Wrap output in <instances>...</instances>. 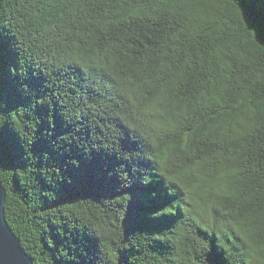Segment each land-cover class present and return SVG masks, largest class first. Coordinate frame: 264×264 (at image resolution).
Here are the masks:
<instances>
[{"label":"trees","instance_id":"1","mask_svg":"<svg viewBox=\"0 0 264 264\" xmlns=\"http://www.w3.org/2000/svg\"><path fill=\"white\" fill-rule=\"evenodd\" d=\"M0 182L34 264H264V0H0Z\"/></svg>","mask_w":264,"mask_h":264},{"label":"water","instance_id":"2","mask_svg":"<svg viewBox=\"0 0 264 264\" xmlns=\"http://www.w3.org/2000/svg\"><path fill=\"white\" fill-rule=\"evenodd\" d=\"M5 205L6 189L0 182V264H34L6 219Z\"/></svg>","mask_w":264,"mask_h":264}]
</instances>
